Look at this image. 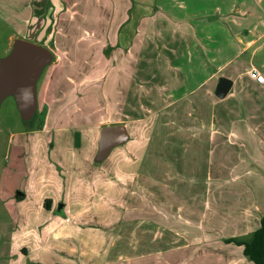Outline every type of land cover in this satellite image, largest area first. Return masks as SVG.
<instances>
[{
  "label": "crops",
  "instance_id": "crops-1",
  "mask_svg": "<svg viewBox=\"0 0 264 264\" xmlns=\"http://www.w3.org/2000/svg\"><path fill=\"white\" fill-rule=\"evenodd\" d=\"M71 1L73 4L78 3L76 0ZM52 2L58 7H64L70 0H0V7L17 10L16 15H19V19L26 24L25 27L17 29L22 34L13 37L12 47L3 57L11 52L18 39L29 40L37 36L42 40L55 42L48 30L50 24L47 22V27L42 28L46 20L45 15L49 17ZM157 2L158 0H87L86 4H98L96 8L106 14L98 15L92 25H87L90 37L85 40L91 42L94 47L90 51L87 49L78 51L70 47L67 51H60L57 50L56 43L54 48L50 44L48 48L52 51L53 61L56 60V63L49 68L44 80V100L51 106L61 94L78 96L73 101L75 105L77 104L75 110L60 109L62 117L71 116V121H77L85 119V115L89 113H94L92 109L94 103H88V100L101 92L107 96L106 103H101V106L107 104L109 106L110 103L111 107L114 105L116 113L124 112L128 116L125 118L118 114V119L114 117L115 122L110 125L124 124L129 131V121L128 123L123 121L132 118L131 122L136 119L146 122L143 136L147 133L149 143L141 162V172L137 176L135 173L134 188L125 199L129 208L131 207L126 217L129 232L142 231L144 234H154L151 242H155L157 247L162 249V259L172 255L171 260H175L178 251L202 247L208 240L206 238L208 234L214 243L213 249L209 251L213 264H253L243 252V245L228 239H250L254 231L260 227L264 215V83L257 81L250 74L252 67H259L264 71V68L260 67L264 65V61L252 63L251 60L263 51L264 42L261 40L264 38V16L256 12L251 19L252 12L247 9L248 2L242 0L240 4L246 8L242 10L244 17L223 20V28L219 27L227 33L230 41L234 38L238 45L235 51L229 50L224 54V48L221 49L222 43L215 48L210 45L216 38L213 32L215 27H211L210 30L213 21H192V26L186 28L182 15L179 18L180 36L176 40L164 38L167 51H171L175 59L167 57L164 65L139 64L141 58L161 56L158 52L162 50L153 49L155 43H151L152 39L146 38L144 33L146 30L144 17L151 14L152 6ZM177 4L181 9L188 8L186 1ZM227 4L230 6L231 3ZM26 9L30 12L28 16L22 13V10ZM218 9L220 10L219 7ZM92 28H95L93 33ZM157 46L160 47L159 44ZM61 52L65 56L61 55ZM83 53L86 54L83 56ZM80 55L83 57H79ZM243 58H251V63L250 60L249 63L244 62ZM131 62L133 63L131 69L126 72L125 68L129 67ZM62 65L63 73H69L65 80L68 79L74 84L71 91H67V86L60 82ZM142 65H147L144 70H141ZM119 70L128 74L131 83L123 81ZM221 76L233 79V85L225 97H219L216 93ZM89 79H91L89 84L96 90L88 93L90 89H86L85 84ZM108 90L113 98L111 100L108 99ZM115 99L118 100L117 103ZM161 112L175 119L177 127L164 132L167 136H175V145L182 147L192 140L196 147L201 137L207 133L213 156L217 149L220 153H226L227 146L245 147L247 152L251 146L249 156L240 150L241 159L237 164L243 168V176L231 178L224 176L225 178L217 179L218 185H215L217 193L232 194V205L230 207L227 205L224 209L227 212L215 211L211 212V215L210 212H201L202 215L191 227L189 223L193 220L194 212L191 204L187 207L177 203L169 195L189 188L196 182V178L188 179L183 175L179 182L176 176H179L180 172H175V169L157 173L147 172L149 168L145 164L151 153L149 146L152 137L155 136L154 126ZM147 121H151L149 122L151 126H147ZM179 150L180 154L184 153L182 149ZM163 156L168 159L167 156ZM236 184L240 188L233 190L232 185ZM110 185L111 189L117 192L118 189L116 187L114 189L116 183L112 181ZM212 185L213 178H210L209 196L206 201L203 200L204 205L209 204ZM21 196L17 199L27 198L25 193H21ZM58 198L55 205L54 197H44L42 208L49 213L48 218L44 219V230L37 224L41 223L40 214L36 215L35 220L29 212H7L5 217H1L0 264H73L72 255L76 246L71 242L74 228L70 220L73 215L70 204L72 199L68 197L60 201L61 197ZM82 199L86 200L80 198ZM104 199L106 201L103 202L108 204L110 197L106 195ZM119 199L116 196L115 205L118 209ZM222 199L226 202L224 198ZM158 212L164 227H159L157 222L154 225L150 224V217ZM32 222L37 223L33 225ZM104 225L107 228L112 227V231L117 230L118 215ZM107 250L108 256L113 249L108 246ZM205 252L203 249L202 256L197 259L189 254L182 256V262L205 264ZM124 261L126 263L123 264H131V256L113 259L106 257L99 264H121ZM86 262L87 260L80 264Z\"/></svg>",
  "mask_w": 264,
  "mask_h": 264
},
{
  "label": "rangeland",
  "instance_id": "rangeland-1",
  "mask_svg": "<svg viewBox=\"0 0 264 264\" xmlns=\"http://www.w3.org/2000/svg\"><path fill=\"white\" fill-rule=\"evenodd\" d=\"M76 1L78 3L73 4L70 0L64 7H58L53 2L50 3L52 8L49 10V17L45 15L46 20L42 28L47 27V22L48 25L50 24L48 30L52 33V40L55 42L42 40L37 36L29 40L47 47L53 45V48L56 43V48L60 51H67L69 47L78 51L81 49L92 50L93 44L85 40V38L90 37L87 32V25H92L98 15L106 14L101 13V10L96 8L98 4H86L87 0ZM180 1H186L188 8L181 9L177 4ZM241 1L178 0L176 2V0H158L152 6L151 14L144 17V21H146L144 33L146 38L152 39L151 43H155L152 46L153 49L162 50L158 52L161 56L141 58L139 64L164 65L168 60L167 57L175 59L172 52L167 51L164 38L176 40L180 36L179 18L182 15L185 18L186 28L192 26V21H213L210 30L211 27H215L213 32L216 38L210 45L215 48L222 43L221 49L224 48V54L229 50L235 51L238 46L236 41L234 38L230 41L227 33L219 27L223 28V20L238 16L244 17L242 10L246 8L240 4ZM244 1L248 2L247 9L252 12V16L250 14L251 19L256 12L264 16V0ZM229 2L231 3L230 6L227 4ZM22 11L24 15L30 14L28 9ZM16 14L17 10L13 8L0 7V57L6 55L8 49L12 47L13 37L22 34L17 29L26 25ZM245 16L247 17V13ZM177 29L178 31H176ZM92 30V33L95 32V28ZM47 36L48 33L45 39ZM57 38L61 40H56ZM261 41L264 42V38ZM60 54L65 56L62 52ZM82 55L79 57H83ZM250 59L243 58L242 60L249 63ZM251 60H253L252 63L264 61V47L263 51H260L257 57ZM51 62L45 66L38 80L36 109L30 108L23 111L15 94H9L0 101V219L5 217L7 212H29L33 215L34 220L36 215L40 214L41 223H32H34L33 225L37 223L38 227L44 230V219L48 218L49 215L42 208L44 197H54L55 205L58 203V197H61L60 201L70 197L72 199L71 211L73 212L70 220L72 227L74 226V228L71 227V242L73 246H76L72 255L73 264H80L85 260H87L86 264H99L106 257L113 259L126 256H131V264H177L179 261L178 264H183L182 256L189 254L197 259L202 256L203 249L206 251L204 253L205 264H213L210 260L209 251L213 249L214 243L208 234L206 236L208 240L204 242L202 247H191L178 251L176 253L177 258L171 260L172 255L162 259V249L157 247L155 242H151L154 234L128 231L126 215L131 211V207L129 208L125 199L134 188L135 173L136 176L138 173L140 174L141 162L146 147H148L149 137H147V133L146 136H143L146 122L137 119L131 122L132 118L123 121L124 123L129 121L128 139L124 143L116 145L106 158L99 159L101 130L106 125L114 124V117L118 119L119 113H116L117 110H115L114 105L111 107L110 103L109 106H107L108 104L101 106V103H106L107 96L100 92L88 100V103H94L92 106L93 114L89 113L85 115V119L77 121H71V116L62 117L63 113H60V109L63 111L75 110L77 104L75 105L73 101L78 96L61 94L56 103L51 106L44 100V80H46L45 77L49 68L56 63V60ZM132 65L131 62L125 71L130 70ZM142 66L141 70H144L147 65ZM260 67L264 68V65ZM60 69L62 71L60 82L67 86V91H71L74 84L68 79L65 80L69 73H63V65ZM119 71L123 81L131 83L128 74L123 70ZM89 83L91 84V79L86 82L85 88L90 89L88 93L94 92L95 87ZM46 93L48 95V89ZM108 99H113L110 93ZM114 101L118 102L117 99ZM49 106L50 110L48 109ZM117 107L119 108V106ZM119 115L128 118L124 112ZM149 122L151 121H147L148 127L151 126ZM176 127L177 124L172 116H166L163 112L159 114L154 126L156 133L149 146L150 157L145 165L149 168L147 171L149 173L175 169V172L179 171L180 175L182 174V176H176V180L179 182L184 176L188 179L196 178V182L191 184L189 188L179 191L177 194L169 195L177 203L187 207L191 204L194 212H192L193 220L189 226L193 227L195 221L202 215L201 212H210V215L211 212L215 211L227 212L224 209L227 205L228 207L232 205V194L228 192L225 195L217 193L215 187L218 185L217 179L218 177L225 178L224 176L230 178L243 176V168L237 164L241 159L240 150L249 156L251 146H249V152L246 151L245 147L227 146L226 153H220L217 149L215 156H213V152L210 151L212 145L209 143L207 133L201 137L200 143L196 147L192 140L182 147L175 145V136H167L164 132ZM179 149H182L184 153L180 154ZM163 155L167 156L168 159L164 158ZM171 159L175 161H170ZM209 170L210 175L208 176ZM231 173L232 176H230ZM210 178H213L210 200L208 205L206 203L204 205L203 200L206 201L209 196ZM112 181L116 183L114 189L116 187L117 192L111 189ZM232 187L233 190L240 188L237 184L232 185ZM139 188L142 189L140 186ZM174 191L176 192V189ZM21 193L27 194V198L24 200L17 199V197H22ZM106 195L110 197L108 204L103 202L106 201L104 199ZM116 196L120 198L119 209L115 205ZM80 198H86V200H80ZM196 198L198 199L195 200ZM116 215L119 217V228L112 231V227L107 228L104 224L116 218ZM156 222L159 227H164L159 212L150 217L151 225ZM108 246L113 250L107 256ZM173 254L175 255V253ZM123 263L126 262H121V264Z\"/></svg>",
  "mask_w": 264,
  "mask_h": 264
},
{
  "label": "water",
  "instance_id": "water-1",
  "mask_svg": "<svg viewBox=\"0 0 264 264\" xmlns=\"http://www.w3.org/2000/svg\"><path fill=\"white\" fill-rule=\"evenodd\" d=\"M53 60L52 51L45 45L27 40L15 41L11 52L0 59V101L9 94H15L23 111L37 107V81L45 66ZM233 85V79L221 76L216 93L225 97ZM129 137L126 125L104 126L101 130L99 159L106 158L118 144Z\"/></svg>",
  "mask_w": 264,
  "mask_h": 264
},
{
  "label": "trees",
  "instance_id": "trees-1",
  "mask_svg": "<svg viewBox=\"0 0 264 264\" xmlns=\"http://www.w3.org/2000/svg\"><path fill=\"white\" fill-rule=\"evenodd\" d=\"M228 241L242 244L243 252L251 259L253 264H264V215L260 227L254 231L250 239L229 238Z\"/></svg>",
  "mask_w": 264,
  "mask_h": 264
},
{
  "label": "built area",
  "instance_id": "built-area-1",
  "mask_svg": "<svg viewBox=\"0 0 264 264\" xmlns=\"http://www.w3.org/2000/svg\"><path fill=\"white\" fill-rule=\"evenodd\" d=\"M250 74L253 78H255L257 81L264 83V71L261 70L258 67H252L250 69Z\"/></svg>",
  "mask_w": 264,
  "mask_h": 264
}]
</instances>
